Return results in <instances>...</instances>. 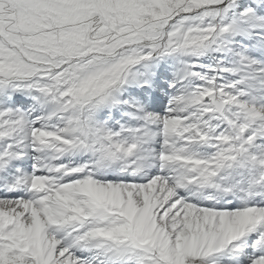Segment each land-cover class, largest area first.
<instances>
[{"label": "snow or ice", "instance_id": "6c2138e0", "mask_svg": "<svg viewBox=\"0 0 264 264\" xmlns=\"http://www.w3.org/2000/svg\"><path fill=\"white\" fill-rule=\"evenodd\" d=\"M0 264H264V0H0Z\"/></svg>", "mask_w": 264, "mask_h": 264}]
</instances>
